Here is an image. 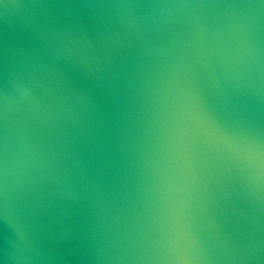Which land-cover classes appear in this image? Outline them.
Listing matches in <instances>:
<instances>
[{
    "label": "water",
    "instance_id": "1",
    "mask_svg": "<svg viewBox=\"0 0 264 264\" xmlns=\"http://www.w3.org/2000/svg\"><path fill=\"white\" fill-rule=\"evenodd\" d=\"M0 264H264V0H0Z\"/></svg>",
    "mask_w": 264,
    "mask_h": 264
}]
</instances>
